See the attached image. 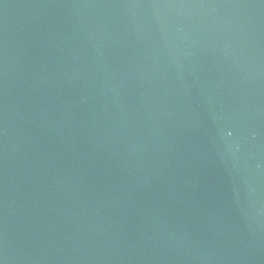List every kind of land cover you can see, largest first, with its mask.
<instances>
[{"label":"water","instance_id":"95a60500","mask_svg":"<svg viewBox=\"0 0 264 264\" xmlns=\"http://www.w3.org/2000/svg\"><path fill=\"white\" fill-rule=\"evenodd\" d=\"M0 264H264V0H0Z\"/></svg>","mask_w":264,"mask_h":264}]
</instances>
